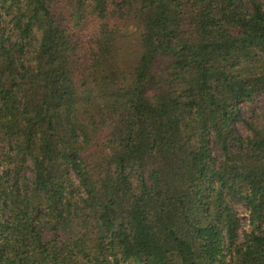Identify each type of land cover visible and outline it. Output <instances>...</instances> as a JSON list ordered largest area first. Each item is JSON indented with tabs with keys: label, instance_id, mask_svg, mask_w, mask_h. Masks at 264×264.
<instances>
[{
	"label": "trees",
	"instance_id": "1",
	"mask_svg": "<svg viewBox=\"0 0 264 264\" xmlns=\"http://www.w3.org/2000/svg\"><path fill=\"white\" fill-rule=\"evenodd\" d=\"M0 264H264V0H0Z\"/></svg>",
	"mask_w": 264,
	"mask_h": 264
},
{
	"label": "rangeland",
	"instance_id": "2",
	"mask_svg": "<svg viewBox=\"0 0 264 264\" xmlns=\"http://www.w3.org/2000/svg\"><path fill=\"white\" fill-rule=\"evenodd\" d=\"M120 50L122 52V60L126 61L127 67H132L137 59V40L134 27H129L123 32L121 41H120ZM243 224H246V219L243 218Z\"/></svg>",
	"mask_w": 264,
	"mask_h": 264
}]
</instances>
